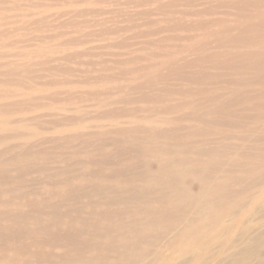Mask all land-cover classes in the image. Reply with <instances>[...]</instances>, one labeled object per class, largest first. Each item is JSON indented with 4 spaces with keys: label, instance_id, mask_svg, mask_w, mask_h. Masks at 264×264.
Instances as JSON below:
<instances>
[{
    "label": "rangeland",
    "instance_id": "374dc122",
    "mask_svg": "<svg viewBox=\"0 0 264 264\" xmlns=\"http://www.w3.org/2000/svg\"><path fill=\"white\" fill-rule=\"evenodd\" d=\"M0 35L1 257L31 246L24 234L48 251L46 234L106 209L98 197L125 184H234L220 206L182 216L228 252L264 243V0H0ZM175 132L222 170L203 183L168 172L196 155L151 147ZM176 242L161 251L178 256ZM200 250L192 264H215L221 248Z\"/></svg>",
    "mask_w": 264,
    "mask_h": 264
},
{
    "label": "bare ground",
    "instance_id": "6f19581e",
    "mask_svg": "<svg viewBox=\"0 0 264 264\" xmlns=\"http://www.w3.org/2000/svg\"><path fill=\"white\" fill-rule=\"evenodd\" d=\"M57 8L56 10H58ZM191 62L193 63V61ZM189 109L192 108L190 107ZM261 135L263 136V134ZM175 136L176 132L173 133L171 137L174 138ZM149 140L152 148L157 145L160 149L159 151L165 153L166 155L170 152L179 150L183 152L187 151L188 154H191L190 151H194V153L196 154L195 157L187 156L181 159L178 157L169 160L165 164L164 167L168 172L174 171L176 174L180 175V177L185 175L184 177H190L192 179L195 178L203 183L207 178H209L210 174H207V172H219L222 170L221 166L212 167V158L210 157L211 159L205 160L206 158H203V156L205 155L204 150L199 149L196 146H191L190 141H188L187 139V141L175 139L168 144L169 146L167 148L164 146V148H162L161 144H155L152 137H150ZM218 161L219 160H217V162ZM126 164L132 163L129 162ZM166 174L167 173L157 176H151L149 177V181L151 183L158 181L159 179H163L161 183L166 184ZM168 184L169 185L157 184L161 186L159 189H155L153 187L155 184H148L150 186V190L138 184H125L126 186L120 190H111L108 188V193L106 192L105 195L98 197V203L100 202V204L106 206V209L85 217H78V214L76 216H71L64 223L66 229L63 232L54 231L51 233V235L46 234V236L49 238L48 251L45 250V246H32L33 244H31V241L32 239H34L32 237V234H24L27 239L26 242H30L31 246L24 245L12 248L8 247L4 252H9V254H7L9 258L5 259L4 256H0V264H172L178 259L179 263L177 264H192L193 260L202 259L201 256H198L199 252L201 251L200 248L203 247L206 249H211L212 247H214V245L220 246L221 248L220 252H212V254L209 256V260H214L216 262L215 264H226L227 262L233 260V257L236 256H239L236 259L237 264H264V243L253 244L249 246L251 252L238 249L232 252H228L230 250V247H227L222 242H220L218 237H207L208 239H205V242L202 243L200 238H196V234L198 233L197 224L201 220H190L182 216V213L185 210H189L192 207L196 208V210L202 213L203 211L199 210L200 208H202V206H208L209 208L213 206H220L219 202L223 201L222 197H224L226 200L228 198H231L230 187L234 184L230 183L223 184L224 186H220L221 190L223 191V193L221 194H218L219 188L218 186L216 188L215 185L199 183V188H193L182 186L183 184ZM222 194L224 195L221 196ZM165 201H168L172 205L170 206V204L165 203ZM152 202H154L156 205L148 206L147 203L151 204ZM91 204L94 205L95 203ZM185 220L186 223H184ZM75 223L79 224L78 228H74ZM174 224H177L176 228L171 227V225ZM203 224L206 225L205 228L208 227L207 223ZM155 230L157 231L154 232ZM46 231L47 230H42L40 232ZM11 235H13V238L18 237L17 234ZM158 237L164 238L162 244L160 245V248L157 247L155 243L153 244L154 239ZM18 240V242H20V239ZM175 242L180 244L181 248L179 250L178 256L166 253V251H161L165 246L166 250H171ZM239 242L240 239L237 238L233 241V244L237 245L239 244ZM242 242H244V240H242ZM155 247L156 249L155 251H153ZM193 247H197V249L194 250ZM225 253H227L228 255H225ZM230 258L232 259L230 260Z\"/></svg>",
    "mask_w": 264,
    "mask_h": 264
}]
</instances>
